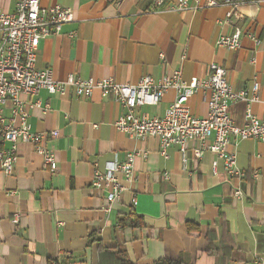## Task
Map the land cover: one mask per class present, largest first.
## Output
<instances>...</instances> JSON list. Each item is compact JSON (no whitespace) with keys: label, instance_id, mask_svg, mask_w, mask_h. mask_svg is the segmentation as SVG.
Returning a JSON list of instances; mask_svg holds the SVG:
<instances>
[{"label":"crops","instance_id":"crops-1","mask_svg":"<svg viewBox=\"0 0 264 264\" xmlns=\"http://www.w3.org/2000/svg\"><path fill=\"white\" fill-rule=\"evenodd\" d=\"M217 1V6L174 10L179 0H166L155 11L154 0H41L43 9L69 8L75 19L40 41L36 65L51 67L60 81L75 74L137 83L145 75L157 79L178 69L185 79L205 78L216 63L226 69L235 90L252 94L258 81V94L264 98V0ZM17 2L0 0V8L13 12ZM230 11L240 12L229 17ZM237 29L242 31L240 47L217 44ZM253 36L262 41L259 46ZM174 96L170 90L159 105H144L140 111L162 116ZM30 99L50 104L46 112L32 109L30 123L39 133L59 131L52 141L58 168L53 172L45 167L28 142L19 145L12 173L0 164V264H100L99 240L105 249L121 248L135 264L160 258L264 264L262 141H229L228 151L236 154L237 166L245 172L239 177L217 159L212 140L200 159L195 149L201 143L189 140L185 163L177 146L165 158L158 137L139 139L119 131L115 122L126 108L99 89L90 97L70 87L65 95L41 90ZM189 105L196 116H208L202 91ZM247 108L242 100L230 105L239 126L246 123ZM251 109L264 118L263 103H251ZM3 146L7 144L0 139ZM135 152L133 179L116 174L126 189L111 204L108 190L91 185L95 171ZM235 189L242 197L234 195ZM15 213L20 215L17 223Z\"/></svg>","mask_w":264,"mask_h":264},{"label":"built area","instance_id":"built-area-1","mask_svg":"<svg viewBox=\"0 0 264 264\" xmlns=\"http://www.w3.org/2000/svg\"><path fill=\"white\" fill-rule=\"evenodd\" d=\"M165 1L154 0L153 10L158 11ZM218 4L217 0H179L178 5L172 9H200ZM239 12L230 11L228 16L238 15ZM74 19L71 9L58 5L43 9L41 0H18L13 12H4L0 8V139L3 144H7L0 148V164L7 174L13 172L19 145L23 142L30 143L42 156L45 167L57 171L52 141L58 138L59 131L39 133L33 130L30 123L32 109L46 112L51 109L50 104L30 98L37 97L41 90H47L51 95H65L70 87L83 97H90L95 89H99L104 96H112L126 108L116 120L115 127L139 139L158 137L160 153L165 158L169 156L170 147L177 146L186 163L187 143L196 139L201 146L195 149V158L200 159L207 142L212 140L210 148L217 159L223 160L226 170L231 175L245 176V172L237 166L236 154L228 151L227 147L231 138L237 142L258 139L264 143V118L257 117L251 109V103L264 104V98L258 94V81L253 83L252 94L245 89L237 91L229 83L226 69L216 63L210 65L211 72L205 78L194 76L185 79L178 69L157 79L145 75L137 83H121L112 77L83 79L75 74H70L64 81L57 80L51 67H37L38 47L42 39L59 33L64 24ZM241 36V29H237L231 36H222L217 44L237 49L241 46ZM252 38L257 46L262 43L257 37ZM170 90L174 91L175 96L164 115L150 117L140 111L144 105H159ZM198 90L204 93L208 102V116L204 118L196 116L189 105ZM23 96L29 98L24 99ZM239 100L248 103L246 123L240 126L230 115V105ZM137 155L138 152L129 153L125 161H114L105 170L95 171L91 185L95 189L108 190L107 200L111 204L120 200L126 189L116 174L122 172L131 181ZM217 159L213 162L214 170ZM165 177H168V173H165ZM242 194L240 189H235V196L240 198ZM134 203H137L136 199ZM14 216L13 222L17 223L20 215L15 213Z\"/></svg>","mask_w":264,"mask_h":264},{"label":"trees","instance_id":"trees-1","mask_svg":"<svg viewBox=\"0 0 264 264\" xmlns=\"http://www.w3.org/2000/svg\"><path fill=\"white\" fill-rule=\"evenodd\" d=\"M120 222L125 225L126 219H121ZM99 247L101 249V259L100 264H135L129 259L126 252L121 248H116L115 250L105 249L102 245L101 240H99ZM153 264H190L182 259H170V258H160Z\"/></svg>","mask_w":264,"mask_h":264}]
</instances>
